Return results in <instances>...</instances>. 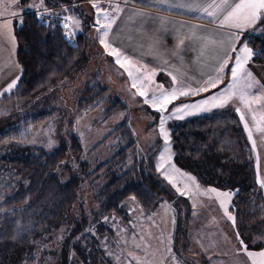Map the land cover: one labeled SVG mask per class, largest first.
Masks as SVG:
<instances>
[{
    "label": "trees",
    "instance_id": "obj_1",
    "mask_svg": "<svg viewBox=\"0 0 264 264\" xmlns=\"http://www.w3.org/2000/svg\"><path fill=\"white\" fill-rule=\"evenodd\" d=\"M51 1L55 5L69 3L68 0H46L49 7H52ZM90 21L84 20L85 26L88 24L90 27ZM53 24L54 27L41 26L35 14L30 12L22 17L18 27L15 26L16 60L21 73L17 88L11 95L25 104L52 94L72 74L83 71L87 63L96 58L86 53V43L90 40L87 30L79 32L71 43L64 38L59 22ZM247 38L254 49L264 48V35L260 39ZM253 61L264 63V52L254 56ZM92 89L83 93L78 102L87 111L98 108L107 92L105 89L99 92ZM124 107L125 103L118 97L113 100L109 114ZM18 115L19 120L27 117L21 113ZM46 115L43 113L37 120L29 119L0 133V150L5 151L0 158V191L4 190L0 196V264H34L38 242L65 225L71 227L77 218L71 215L73 209L75 213H84L81 205L74 207L80 199L81 183L86 177L80 173L85 167L80 161L82 148L78 138L71 136L68 143H61L60 147L47 152L22 142L14 135L15 130L18 134V128H26L35 122L43 123ZM118 133L125 134L120 141H126V146H121V143L115 145H120L117 154L101 168L108 164H124L129 153L141 152L137 151L127 122L114 130V135L119 136ZM170 136L174 162L179 168L205 184L224 188L231 184L238 189L230 210L236 216V230L247 242L248 237L253 236L264 223V197L255 185L252 154L237 117L229 111H216L188 118L172 123ZM76 161H79L78 168L72 166ZM67 172L68 179L62 180ZM100 190L103 205L97 219L113 217L122 220L126 214L125 202L133 196L145 214L157 209L163 199H173L171 189L157 173L151 159L138 154L134 166L119 175L113 174ZM85 230H80L82 238L71 248L76 263L112 264L103 260L102 251L91 242L92 236L88 239ZM96 231L99 237L103 233L99 229ZM83 242L87 245L84 246ZM62 249L63 254L56 257L58 264H75L73 258L68 261L65 246Z\"/></svg>",
    "mask_w": 264,
    "mask_h": 264
},
{
    "label": "rangeland",
    "instance_id": "obj_2",
    "mask_svg": "<svg viewBox=\"0 0 264 264\" xmlns=\"http://www.w3.org/2000/svg\"><path fill=\"white\" fill-rule=\"evenodd\" d=\"M115 1L121 4L123 0ZM68 2L71 3L67 6L69 11L75 12L77 8L82 7V14L84 13L86 16V18L83 17L84 20L90 21L91 11L84 7L83 1L68 0ZM64 7L62 3L55 5V2H52L50 8H53L55 13L61 14L64 12ZM50 17L52 23L59 20L56 15ZM82 23L85 26L84 21ZM85 27L82 33L87 30L86 34L90 38L89 43H86V53L90 57L96 55V59L87 63L84 73H82L84 70H81L82 72L72 74L69 80L54 89L52 94L36 98L29 104L20 102L14 95H7L6 99L0 102V133L4 130L7 131L10 127L13 128L12 126H20L29 119L37 120L40 115L46 113L43 123L35 122L26 128H18V134L15 130L14 135H17V138L22 142L26 141L33 147L41 148L47 152L60 147L61 143H68V138L71 136H76L82 148L80 161L85 168L82 167L80 173L81 176L85 175L86 177L81 183L80 199L74 207L77 204L81 205L84 213L79 211V213H75L73 209L71 215L77 218L71 227L65 225L54 231L50 237L38 242L34 264H58L59 261L56 257L60 253L63 254L62 246H65L67 250L65 252L68 261L73 258L77 264L71 248L73 244H78V240H81V229H86L85 233L89 235L88 239L92 236L91 242L102 251L103 260L112 264H176L173 254L181 264H235L238 257L235 251L237 247L236 229L233 228L231 221L224 216L223 210L214 196L210 198L202 191L198 193L195 190L194 182L178 173L176 174L177 185L183 187L187 183L192 189L188 196L178 192L176 187L161 175V172L157 171L171 189L173 199H163L156 210L145 214L137 202L130 198L125 202L126 214L123 213L125 217L123 216L122 220L113 217H107V220L104 217L97 219L103 205L99 197L100 189L109 182L113 174L119 175L134 166L137 154L151 159L156 168L164 141L159 136L160 113L151 105L144 103V98L139 96L136 89L131 86L132 81L127 72H119L117 69L120 66L111 65V62L105 57L108 54L97 39L96 28L89 27L88 24ZM257 38L260 39V37ZM97 57H100L102 71H106V73H101L97 67L95 63ZM110 59L115 63V59L111 55ZM138 75H142V73H138ZM156 82L163 83L165 87H168L171 79L168 76L155 74L154 83L148 88L149 97L157 87ZM90 89L98 90V92L105 89L107 92L98 108L87 111L78 102L81 95ZM189 96L191 94L178 97L168 106L165 115L169 114L175 105L190 104L188 101L179 102ZM118 97L125 103V107L109 114L113 100ZM200 112L189 111L182 118L173 116L172 119L167 120L165 126L169 129V134L172 123L195 117L200 115ZM20 113L27 117L19 120L18 114ZM125 122L133 132L137 151L141 152L129 153L124 164L118 166L108 164L101 168V165L109 163L115 157L120 145L126 146V141H120V137L125 134L114 135V130ZM50 138L55 141L51 146L48 143ZM169 143L173 153L172 162L175 164L171 140ZM117 144L120 145L115 147ZM4 153V150H0V158ZM68 158L69 156L67 160ZM72 166L78 168L79 161H76ZM176 167L182 172H187L177 165ZM64 176L61 178L62 180L68 179L69 173L67 172V175ZM195 183H199L201 189L212 185L222 190H233L234 195L238 190L231 184L224 188L220 185L205 184L197 178ZM3 191H0V196ZM194 204L195 207H193ZM137 213L143 215V218L136 219V216L130 218L131 215ZM80 215H82L81 219ZM95 220L96 222L93 223ZM71 221L73 220L71 219ZM97 229L100 232L103 231L100 237L97 235ZM262 231H264V223L253 233V236ZM83 245L86 246V242H83ZM169 247L172 249L171 253L167 251ZM239 257L243 259V254H239Z\"/></svg>",
    "mask_w": 264,
    "mask_h": 264
},
{
    "label": "snow or ice",
    "instance_id": "obj_3",
    "mask_svg": "<svg viewBox=\"0 0 264 264\" xmlns=\"http://www.w3.org/2000/svg\"><path fill=\"white\" fill-rule=\"evenodd\" d=\"M89 2L95 11L93 27L96 28L99 43L106 53L114 57L115 63L127 72L132 81L131 86L136 89L139 96L144 98V103L151 105L153 109L160 113L158 128L159 136L164 141V147L159 153L156 164L157 171L161 172V175L165 176L176 187V190L185 196H188L192 189L187 183L183 187L177 185V173L194 182L195 190L198 193L202 191L204 195L210 198L214 196L219 202L224 216L231 221L233 228L236 229V216L230 210L234 191L222 190L212 185L201 189L199 183H195V176L178 169L172 162L173 153L169 143L171 136L165 125L166 121L172 119L173 116L182 118L189 111L200 112L214 108L223 109L231 105L234 106L235 112L239 114V119L243 123L245 132H247L248 140L252 144V151L256 152L257 144L253 138L252 128L254 127L258 132L264 134V84L260 83V80L248 65L250 62L254 63L253 57L264 52V48L256 50L251 47L250 40L245 36V33L251 30L253 33L264 35V0H191L190 3L179 4V7L194 10L202 16H206L210 23L218 26L219 30L214 34V37L205 35L204 33L207 30L203 29L202 26H189L191 36L200 42L199 55L203 57L211 51V59L214 63L208 64L206 60L200 61L202 78L197 80V87H192L191 84L185 81L184 77L188 73L181 67H176L175 72L167 71V75L171 77L170 85L165 87L163 83L156 82L157 87L151 97H149L148 88L154 83L155 74L159 69L152 67L149 71V65L138 64L131 56H128L119 47L111 43L109 39L112 26L117 19L116 15H110V11L119 14L122 11V6L119 3L112 4L111 0H108V8L101 5V0H89ZM139 2L144 3L148 8H158L161 5L172 6L168 4V0H139ZM11 3L14 5V10L8 13L0 12V17L4 15L15 17L17 13H23L24 9L19 6L21 0H11ZM125 6H127L126 3ZM28 7L33 9L41 26L54 27L55 25L45 17L56 15L63 30V36L69 42L74 39L79 31H82L83 23L78 15L61 16L48 6L46 0H32ZM64 11L68 12L67 6L64 7ZM133 15L150 16V14L139 9L133 12ZM158 19L161 26L167 31V17L161 16ZM11 23V20L0 19V39H8L15 46L16 38L12 32ZM181 27H184V25H181ZM174 39L176 50L172 51V56L176 57L183 65L184 57L179 53L185 37L181 36L177 29L175 30ZM159 43L160 40L157 38L154 44L158 45ZM154 54H158V52ZM173 67L175 66L173 65ZM226 69L230 72V79L224 83L227 74ZM138 73H142V75H138ZM190 79H195V77H190ZM16 83L17 79H12L6 85V89L11 90ZM221 84H224V86L217 88ZM209 89H217V91L194 104L180 103L175 105L172 107L171 112L165 115L168 106L178 97L208 92ZM254 89L256 90L254 91ZM257 105L259 107H254ZM245 110L251 116L252 127H250L246 118ZM48 143L51 146L55 141L50 138ZM256 183L264 189V176L260 172L258 153L256 156ZM132 199L134 200L135 197L133 196ZM193 207H195V204ZM104 219L107 220L108 218L104 217ZM235 238L237 242L235 251L238 254L235 264H264V231L258 235L248 237L246 242L239 230H236ZM258 241L261 243H257ZM167 251L171 253V247ZM239 254H243V259L239 257ZM173 259L176 260V264H181L175 254H173Z\"/></svg>",
    "mask_w": 264,
    "mask_h": 264
},
{
    "label": "crops",
    "instance_id": "obj_4",
    "mask_svg": "<svg viewBox=\"0 0 264 264\" xmlns=\"http://www.w3.org/2000/svg\"><path fill=\"white\" fill-rule=\"evenodd\" d=\"M85 5V8H88L91 11V27L95 23V11L92 8V4L89 0H81ZM32 0H21L20 8L24 9L23 13H17L15 17L4 15L0 17V19L11 20V29L15 36V26H19L21 24L22 17L26 13H34L33 9L29 8V3ZM112 4H116L115 0H111ZM191 0H168V4L172 5L169 7L168 5H161L158 8H148L144 3L139 2V0H123L121 2L122 11L119 14L110 11V15H116L117 19L112 26V30L110 32V42L115 46L119 47L124 53L128 56H131L137 63H144L149 65L148 70L151 71L152 67H156L159 69L156 74H161L164 76L167 75V71L175 72L176 67H181L188 75L184 77L185 81L191 84L192 87H197V80L201 79V60H206L208 64L214 63L211 59L212 52L209 51L206 56H200V42L192 37L190 34L189 26L190 25H199L202 26L203 29L207 31L204 33L208 36H213L219 30L218 26L209 22V19L206 16H202V14L189 10L187 8L179 7L178 5L181 3H190ZM125 3L127 6H125ZM71 3L65 4L64 6H68ZM101 5L105 8L109 7L108 0H101ZM62 8V7H61ZM77 8V7H76ZM141 10L145 13L150 14L148 17L133 15V12L136 10ZM14 10V5H12L11 0H0V12L8 13L9 11ZM82 10V11H81ZM64 11V10H63ZM82 7L77 8L75 12L69 11L62 12L60 15H68L75 14L78 15L82 21L86 16L84 13L82 14ZM167 17L168 23L166 25L167 31L164 30V27L161 26L159 17ZM202 17V18H198ZM59 22V20H58ZM184 25V27H181ZM179 30L181 36H184V44L180 46V55L184 57V64L181 65L179 60L172 56V51L175 49V30ZM83 30V28H82ZM81 32V31H79ZM246 37H261L262 35L258 33H253L251 30H248L245 33ZM16 38V37H15ZM159 38L160 43L154 44V41ZM16 50H17V41L15 39V46L8 39H0V100L5 98L7 95H11L18 85V80L20 78L21 68L16 60ZM158 54H154L157 53ZM108 54V53H107ZM96 56V55H95ZM105 57L111 62V65L116 63L112 62L110 59V55H105ZM96 59V58H95ZM93 59L92 61H94ZM106 61V60H104ZM96 65L101 70V73H106V71H102V61L100 57H97ZM231 64V61H230ZM173 65L175 67H173ZM248 67L252 69L256 77L260 80L261 84H264V63H254L250 62ZM119 72H125L121 67L117 69ZM227 74L224 78V83L230 79V72L226 69ZM170 79L171 77L168 76ZM190 77H195V79H190ZM17 79L16 85L11 90L6 89V85L12 80ZM125 78V77H124ZM126 79V78H125ZM129 86V85H128ZM224 84L218 85L217 88L223 87ZM256 89H254L255 91ZM217 91V89H209L208 92H199L195 95L189 96L188 98H183L179 100V102L188 101L190 104H194L201 99H204L209 94ZM138 98V96H136ZM139 99V98H138ZM254 107H259L254 106ZM216 111H229L233 113L241 126L243 136L250 147V151L252 154V171H253V179L257 188L261 191L264 197V189L260 187L259 184L256 183V156L257 153L260 157V172L261 175L264 176V134L258 132L254 127L253 138L256 140L257 148L256 152L252 151V144L248 140L247 132L244 130L243 123L239 119V114L235 112L234 106H228L226 108H214L201 111L200 115H208ZM246 118L249 121L250 127H252V119L251 116L245 110ZM197 115V116H200ZM196 117V116H195ZM156 210V209H155ZM149 214V213H147ZM136 216V217H135ZM135 217L143 218V215H131L130 218Z\"/></svg>",
    "mask_w": 264,
    "mask_h": 264
},
{
    "label": "built area",
    "instance_id": "obj_5",
    "mask_svg": "<svg viewBox=\"0 0 264 264\" xmlns=\"http://www.w3.org/2000/svg\"><path fill=\"white\" fill-rule=\"evenodd\" d=\"M117 1H119V2H121L122 0H117ZM46 19H48L49 21H51L52 20V18L51 17H45ZM74 41L72 40L71 41V43H73Z\"/></svg>",
    "mask_w": 264,
    "mask_h": 264
}]
</instances>
